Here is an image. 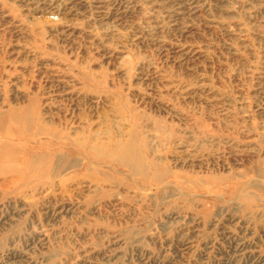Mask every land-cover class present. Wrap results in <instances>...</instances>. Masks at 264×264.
<instances>
[{"label":"rangeland","instance_id":"1","mask_svg":"<svg viewBox=\"0 0 264 264\" xmlns=\"http://www.w3.org/2000/svg\"><path fill=\"white\" fill-rule=\"evenodd\" d=\"M0 264H264V0H0Z\"/></svg>","mask_w":264,"mask_h":264}]
</instances>
